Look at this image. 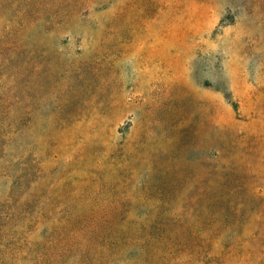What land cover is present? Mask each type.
<instances>
[{"label":"rangeland","instance_id":"1","mask_svg":"<svg viewBox=\"0 0 264 264\" xmlns=\"http://www.w3.org/2000/svg\"><path fill=\"white\" fill-rule=\"evenodd\" d=\"M0 264H264V0H0Z\"/></svg>","mask_w":264,"mask_h":264}]
</instances>
